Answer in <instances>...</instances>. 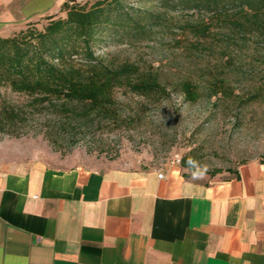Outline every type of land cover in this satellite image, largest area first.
Here are the masks:
<instances>
[{"label":"rangeland","instance_id":"374dc122","mask_svg":"<svg viewBox=\"0 0 264 264\" xmlns=\"http://www.w3.org/2000/svg\"><path fill=\"white\" fill-rule=\"evenodd\" d=\"M95 1L73 4L88 8ZM129 4L150 5L147 0ZM201 18L172 11L147 40L105 38L93 45L104 62H134L156 72L167 88L156 97L116 87L112 116L85 114L73 102L35 101L0 86V172L111 163L157 168L173 162L190 174L226 178L242 162L264 160V44L252 38L227 46L215 20L210 33L200 36ZM46 22L32 26L42 29ZM27 25L0 35L13 36ZM184 79L196 84V99L184 96Z\"/></svg>","mask_w":264,"mask_h":264},{"label":"crops","instance_id":"0c3cea01","mask_svg":"<svg viewBox=\"0 0 264 264\" xmlns=\"http://www.w3.org/2000/svg\"><path fill=\"white\" fill-rule=\"evenodd\" d=\"M71 1L0 0V34ZM0 264H264V160L0 172Z\"/></svg>","mask_w":264,"mask_h":264},{"label":"trees","instance_id":"16d2710c","mask_svg":"<svg viewBox=\"0 0 264 264\" xmlns=\"http://www.w3.org/2000/svg\"><path fill=\"white\" fill-rule=\"evenodd\" d=\"M147 1L150 5L143 7L129 0H96L86 8L73 0L61 6V14L39 19H47L42 29L32 26L36 20L13 36L0 35V86L35 101L73 102L85 114L112 116L109 105L116 87L156 97L167 88L156 72L141 70L134 62L113 64L96 56L92 47L105 38L144 41L168 22L170 12L186 11L202 17L196 29L200 36L210 33L215 20L227 46L252 38L264 44V0ZM180 86L188 100L196 99L195 83L184 79Z\"/></svg>","mask_w":264,"mask_h":264},{"label":"built area","instance_id":"2783aa9c","mask_svg":"<svg viewBox=\"0 0 264 264\" xmlns=\"http://www.w3.org/2000/svg\"><path fill=\"white\" fill-rule=\"evenodd\" d=\"M177 161H179V158L177 159ZM172 163H173V162H172ZM159 176H162V173H160Z\"/></svg>","mask_w":264,"mask_h":264}]
</instances>
